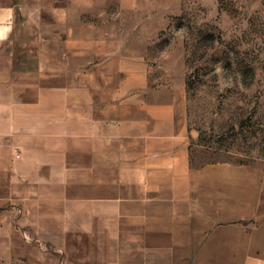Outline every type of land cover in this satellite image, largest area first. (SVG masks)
<instances>
[{
	"label": "crops",
	"instance_id": "1",
	"mask_svg": "<svg viewBox=\"0 0 264 264\" xmlns=\"http://www.w3.org/2000/svg\"><path fill=\"white\" fill-rule=\"evenodd\" d=\"M98 1L0 0V264H264V168L192 159Z\"/></svg>",
	"mask_w": 264,
	"mask_h": 264
},
{
	"label": "rangeland",
	"instance_id": "2",
	"mask_svg": "<svg viewBox=\"0 0 264 264\" xmlns=\"http://www.w3.org/2000/svg\"><path fill=\"white\" fill-rule=\"evenodd\" d=\"M98 3L86 18L126 29L154 76L184 85L193 160L264 168V0Z\"/></svg>",
	"mask_w": 264,
	"mask_h": 264
}]
</instances>
